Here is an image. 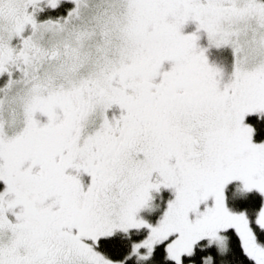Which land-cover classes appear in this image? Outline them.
<instances>
[{
  "label": "snow or ice",
  "instance_id": "6c2138e0",
  "mask_svg": "<svg viewBox=\"0 0 264 264\" xmlns=\"http://www.w3.org/2000/svg\"><path fill=\"white\" fill-rule=\"evenodd\" d=\"M0 264H264V0H0Z\"/></svg>",
  "mask_w": 264,
  "mask_h": 264
}]
</instances>
